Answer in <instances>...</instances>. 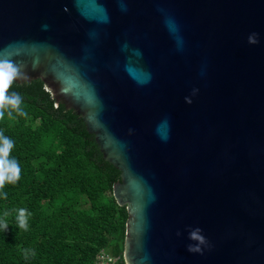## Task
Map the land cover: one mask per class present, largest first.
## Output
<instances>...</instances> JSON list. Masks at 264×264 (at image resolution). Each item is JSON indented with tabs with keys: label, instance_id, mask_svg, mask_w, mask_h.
<instances>
[{
	"label": "water",
	"instance_id": "1",
	"mask_svg": "<svg viewBox=\"0 0 264 264\" xmlns=\"http://www.w3.org/2000/svg\"><path fill=\"white\" fill-rule=\"evenodd\" d=\"M4 59L120 171L125 264H264V0H0Z\"/></svg>",
	"mask_w": 264,
	"mask_h": 264
},
{
	"label": "trees",
	"instance_id": "2",
	"mask_svg": "<svg viewBox=\"0 0 264 264\" xmlns=\"http://www.w3.org/2000/svg\"><path fill=\"white\" fill-rule=\"evenodd\" d=\"M12 92L27 115L9 118L5 110L0 120L21 169L19 181L0 190V219L8 224L0 228V264H97L100 254L125 264L128 213L113 197L120 171L41 79L15 81ZM21 208L31 214L27 230L17 224ZM26 249L35 255L25 258Z\"/></svg>",
	"mask_w": 264,
	"mask_h": 264
},
{
	"label": "clouds",
	"instance_id": "3",
	"mask_svg": "<svg viewBox=\"0 0 264 264\" xmlns=\"http://www.w3.org/2000/svg\"><path fill=\"white\" fill-rule=\"evenodd\" d=\"M45 27H47L45 25ZM248 43L255 45L258 43L257 34L253 33L248 37ZM24 73L20 67L17 66L10 60H0V120L5 116V110L9 118H13V111L20 116H26L27 113L21 109L22 97L12 92L9 94V89L12 84L20 79ZM198 89H193L192 95H196ZM185 102L188 104L192 103L190 97H185ZM14 147V141L3 135L0 132V190H2L5 184H15L20 179L21 169L18 161L10 156L11 150ZM4 198H7V193H3ZM17 211V224L20 229L27 230L28 228V217L31 215L26 209L21 208ZM9 213L6 211L4 217H7ZM0 228L5 231L8 230V224L6 220L0 219ZM188 239L193 243L188 244L187 250L190 253L203 254V248L208 246V241L202 235V230L199 227L191 228L188 230ZM179 236L180 233H177ZM35 255L30 250H25V258L27 256Z\"/></svg>",
	"mask_w": 264,
	"mask_h": 264
},
{
	"label": "built area",
	"instance_id": "4",
	"mask_svg": "<svg viewBox=\"0 0 264 264\" xmlns=\"http://www.w3.org/2000/svg\"><path fill=\"white\" fill-rule=\"evenodd\" d=\"M117 260L106 255V254H100L97 259V264H116Z\"/></svg>",
	"mask_w": 264,
	"mask_h": 264
}]
</instances>
